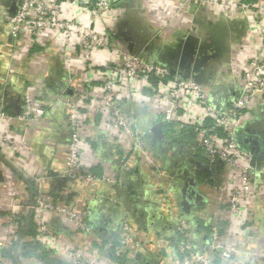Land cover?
I'll return each instance as SVG.
<instances>
[{
  "label": "crops",
  "instance_id": "1",
  "mask_svg": "<svg viewBox=\"0 0 264 264\" xmlns=\"http://www.w3.org/2000/svg\"><path fill=\"white\" fill-rule=\"evenodd\" d=\"M248 1L264 8V0ZM113 4L111 12L96 20L70 2H63L62 7L66 18L80 20L101 35L116 31L122 19L131 25H142L149 38L136 55L155 63L162 51L174 50L183 43L184 34H194L202 42L208 38L207 23L225 20L228 24L226 59L218 61L211 57L201 67L208 74L202 85L210 90V101L220 109L231 104L242 86L248 61L264 45V26H261L264 23L254 22L250 15L226 5L199 4L194 0H114ZM0 12L10 14L3 3ZM8 33L9 25L0 22V109L10 116L0 126V242L6 246L0 250V264H73L69 250L76 248L90 262L106 261L108 256L102 244L107 243V238L119 237L122 219H127L138 232L148 234L150 242L144 248L163 255L159 264H178L179 258L171 250L174 247L170 242L176 236L181 215L201 225L221 226L224 242L243 249V254L234 262L224 264H249V252H264V164L255 166L260 195L244 202L240 217L223 212L206 178L212 175L219 183L227 182L225 166L217 164L211 168L196 136L181 133L183 130L175 125H163L161 139L150 134L169 104L166 86H158L156 81L151 88L143 79H128L120 86V107L133 118L135 131L146 140L145 152L135 154L132 140L114 127L112 115L102 101L101 80L105 67L115 63L113 48L94 49L87 62L77 40L65 45L52 30L42 33L35 45L27 34L14 39ZM112 40L123 50L132 52L116 36ZM204 53L213 54L210 49ZM197 56V53L192 54L191 64L196 63ZM81 94L83 100L79 99ZM26 96H30L33 108L44 107L46 112L40 120L30 124L16 119L28 107ZM68 102L78 106L83 119V162L97 175L115 177L114 185L82 186L52 176L66 169L65 158L71 139ZM247 123H256L264 131V108ZM3 133L13 140L15 147L3 144ZM122 157L132 166L130 172L118 170L117 162ZM154 165L159 169L155 170ZM35 176L42 178L40 187L54 193L59 201L83 204L98 190L103 197L98 202L105 219L96 233L97 243L92 237L70 231L54 220L56 242L51 254L40 253L41 248H27L30 238L36 234L34 217L24 214L26 204H31L36 196L32 181ZM196 176L199 178L196 204L187 216L182 212L183 193L186 184ZM107 196H117L124 209L112 204ZM250 211L254 215L252 219L248 215ZM14 214H19V227L12 218ZM243 220H246L244 225ZM199 236H206L202 226ZM146 254L152 253L147 250ZM136 261L137 257H133L132 262Z\"/></svg>",
  "mask_w": 264,
  "mask_h": 264
},
{
  "label": "built area",
  "instance_id": "2",
  "mask_svg": "<svg viewBox=\"0 0 264 264\" xmlns=\"http://www.w3.org/2000/svg\"><path fill=\"white\" fill-rule=\"evenodd\" d=\"M3 0H0V4ZM70 2L74 8L82 10L91 19H98L114 9V0H18L14 14L0 12V22L9 25L11 38H20L27 34L36 43V39L46 30L57 32L65 45L78 41L79 48L87 62L91 60L94 49L115 51L113 64L105 67L102 76L104 107L112 115L114 127L126 134L132 140V151L135 154L145 152V136L134 129L133 118L127 115L120 107V86L128 79L145 80L149 86H166L169 104L160 114V122L175 125L179 130L190 129L196 136L198 146L204 151L208 165L212 168L223 164L227 170V182L219 183L214 176L206 178L207 183L216 192L221 210L231 216H242L243 204L251 198H256L261 191L258 188V172L252 165V153L243 148L238 136L240 131L253 121L264 108V45L250 58L242 75V86L234 95L231 104L224 109L215 107L210 101L206 88L193 78L182 79L172 75L170 69L155 62L147 61L140 56L123 50L113 42L114 30L105 35L80 20L66 18L62 7L63 2ZM199 4L226 5L236 8L250 15L253 21L264 23V8L256 2L248 0H194ZM262 23V24H263ZM262 27L264 25H261ZM261 27V29H262ZM191 31V30H190ZM262 39L264 42V29ZM67 47V46H65ZM88 65V64H87ZM166 85H162V84ZM151 84V85H150ZM168 85V86H167ZM159 88V87H158ZM79 99L83 100V95ZM27 109L16 117L25 124L40 120L45 112L44 107L33 108L30 96L25 97ZM68 114L71 139L69 142L65 162L66 169L62 173H55L53 177L63 178L71 183L86 186L95 184L114 185L116 178L97 175L83 162V119L75 103L68 102ZM195 112V114H193ZM10 119L5 110L0 109V126ZM2 141L5 146L15 147V143L7 134L3 133ZM155 166V165H154ZM120 172L127 173L132 169L125 157L117 162ZM155 170H158L156 166ZM36 196L31 204H26L25 215H31L36 221V234L30 238V244L37 243L46 253L52 252L55 246L54 220L70 231L82 236L92 237L97 243L99 227L105 216L100 208L99 199L103 198L98 190L94 191L85 203L59 201L51 191L40 187L42 178H32ZM112 204L124 209L117 196H107ZM0 210H2L0 208ZM252 219V211L249 212ZM254 217V215H253ZM19 224V214L12 216ZM245 224L246 220H243ZM249 221L248 223H250ZM19 227V225H18ZM250 228L247 226V229ZM119 237L102 244L107 259L90 262L80 249H70L69 259L73 264H159L162 254L144 248L150 241L147 233H140L127 220H120ZM112 230V229H111ZM222 227L216 224L209 226V233L205 237L199 236V221L187 217H179L176 236L171 241L178 264H224L234 262V259L243 254V249L235 244H228L222 239ZM111 233V232H110ZM19 239V235L17 236ZM101 242V241H100ZM6 248L0 242V250ZM11 248V245H8ZM30 249V248H28ZM170 249V248H167ZM152 254H146V251ZM51 254V253H50ZM154 254V255H153ZM175 256V257H176ZM249 261L253 264H264V252H249ZM137 257L136 262L132 258ZM249 262V264L251 263Z\"/></svg>",
  "mask_w": 264,
  "mask_h": 264
},
{
  "label": "water",
  "instance_id": "3",
  "mask_svg": "<svg viewBox=\"0 0 264 264\" xmlns=\"http://www.w3.org/2000/svg\"><path fill=\"white\" fill-rule=\"evenodd\" d=\"M18 0H3L2 3L9 8V12L14 14L17 10ZM208 38L201 40L194 34H184V39L176 49L167 50L165 53L162 51V55L157 61L160 65L166 66L170 69L172 75H176L182 79L193 78L200 84H205L208 76L202 70V66L207 64V61L212 58H217L218 61L226 59L228 53L227 36H228V24L225 20H219L217 22L207 23ZM129 24V21L122 19L117 26L115 36L123 43L127 44L130 51L134 54L140 53L146 45V41L149 38L147 31L143 26ZM143 29V32L142 30ZM195 49V50H194ZM198 49V51H197ZM210 49L213 53L211 55L204 52ZM197 53L198 56L195 59L196 63L191 64L190 57L192 54ZM189 60V61H188ZM186 63L187 66H184ZM256 123H248L239 133L238 141L240 145L249 150L252 153V164L259 167L264 164V131H261ZM163 123H156L150 130L151 136L156 139H161L164 136ZM204 170V169H203ZM207 172V169L204 170ZM191 182L186 184L183 199L185 207L183 214L187 216L190 214V210L195 206V198L198 194L197 187L199 185L198 176L190 179ZM194 200L190 203L189 200ZM32 213V211H31ZM31 213L29 215H31ZM189 218V216L187 217Z\"/></svg>",
  "mask_w": 264,
  "mask_h": 264
},
{
  "label": "trees",
  "instance_id": "4",
  "mask_svg": "<svg viewBox=\"0 0 264 264\" xmlns=\"http://www.w3.org/2000/svg\"><path fill=\"white\" fill-rule=\"evenodd\" d=\"M166 127H173L172 125L173 124H170V123H165L164 124ZM188 133L189 134V136L190 137H194L195 136V134H194V132L192 131V130H190V129H185V130H183L181 133ZM201 226H202V229L204 230V231H206V233L208 232L209 233V226H207V225H201L200 224V222H199V229L201 228ZM173 241V240H172ZM27 248H42L38 243L36 244V245H33V244H30ZM33 251V250H32ZM40 253H44V254H46V252L45 251H43L42 249H41V251H39ZM43 254V255H44ZM46 257H47V255H46Z\"/></svg>",
  "mask_w": 264,
  "mask_h": 264
}]
</instances>
